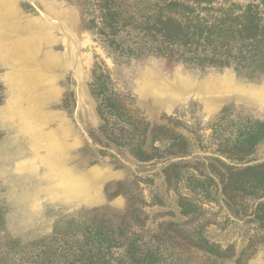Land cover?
Returning <instances> with one entry per match:
<instances>
[{
  "label": "rangeland",
  "instance_id": "1",
  "mask_svg": "<svg viewBox=\"0 0 264 264\" xmlns=\"http://www.w3.org/2000/svg\"><path fill=\"white\" fill-rule=\"evenodd\" d=\"M161 2L0 0V264L59 261L93 225L123 227L158 264H264V139L243 143L264 121V74L139 48L129 17ZM112 17L114 37L99 30Z\"/></svg>",
  "mask_w": 264,
  "mask_h": 264
},
{
  "label": "trees",
  "instance_id": "2",
  "mask_svg": "<svg viewBox=\"0 0 264 264\" xmlns=\"http://www.w3.org/2000/svg\"><path fill=\"white\" fill-rule=\"evenodd\" d=\"M155 6L157 9L139 22L132 14L129 17L134 37L140 41L139 48L147 46L148 52L155 55L174 57L201 68L233 66L235 69H248L253 75L264 74V0H162ZM98 9L102 17L100 24H103V17L111 9L104 8L102 4ZM117 15H120L119 11ZM111 19L110 32L102 26L99 30L114 37L123 24H120V19ZM97 71L99 75L95 79L98 81H94L93 88L99 100L98 109L102 111L104 107L111 108L115 104L107 91L110 89L107 74L103 69ZM262 139L264 121L256 123L245 133L243 143L247 149L244 155ZM240 157L231 158L239 160ZM261 177L263 175L260 174L259 180L263 182ZM243 186H238V189L245 190ZM92 227L93 230L83 235L81 248L65 247L62 254L51 253L59 256V261L49 256L48 260H33L30 264H158V254L144 242L120 239L123 227ZM201 241L209 252L221 255L220 250L209 245L205 238ZM117 249L119 253L115 252Z\"/></svg>",
  "mask_w": 264,
  "mask_h": 264
}]
</instances>
